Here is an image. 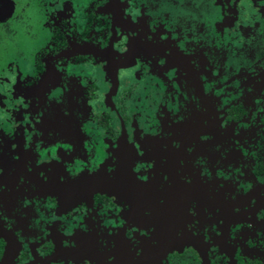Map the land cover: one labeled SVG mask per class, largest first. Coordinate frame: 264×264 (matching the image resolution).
Masks as SVG:
<instances>
[{"label": "flooded vegetation", "instance_id": "obj_1", "mask_svg": "<svg viewBox=\"0 0 264 264\" xmlns=\"http://www.w3.org/2000/svg\"><path fill=\"white\" fill-rule=\"evenodd\" d=\"M0 264H264V0H0Z\"/></svg>", "mask_w": 264, "mask_h": 264}, {"label": "rangeland", "instance_id": "obj_2", "mask_svg": "<svg viewBox=\"0 0 264 264\" xmlns=\"http://www.w3.org/2000/svg\"><path fill=\"white\" fill-rule=\"evenodd\" d=\"M177 3L181 4V2H177ZM171 10H173V12H172L173 15H176V16H179V17H183V20L186 19L187 17H189L188 13H187V9H184V8L176 9V8H174V9H171ZM193 16H195L193 18H194V20H197V22L201 21V17L197 13L194 14ZM24 38L25 37H23V41H25ZM26 42H28V41H26ZM30 44H32V43H30ZM231 82L233 83V82H235V80H232Z\"/></svg>", "mask_w": 264, "mask_h": 264}]
</instances>
